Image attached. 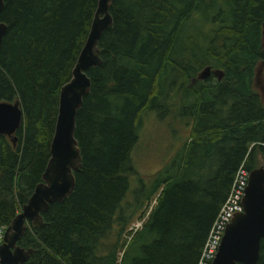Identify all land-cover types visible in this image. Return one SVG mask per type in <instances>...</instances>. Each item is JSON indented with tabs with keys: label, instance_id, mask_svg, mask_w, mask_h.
<instances>
[{
	"label": "trees",
	"instance_id": "16d2710c",
	"mask_svg": "<svg viewBox=\"0 0 264 264\" xmlns=\"http://www.w3.org/2000/svg\"><path fill=\"white\" fill-rule=\"evenodd\" d=\"M96 3L4 0L0 101H19L23 120L14 143L0 133V225L42 181L59 90ZM110 13L112 26L98 41L101 64L86 71L91 86L76 112L81 165L73 191L49 204L40 226L26 223L17 244L33 252L21 264H197L236 169L264 166V87L255 80L259 68L264 79V0H113ZM206 65L220 69V79L192 81ZM173 85L174 107L189 119L187 141L141 181L126 208L140 116L169 111Z\"/></svg>",
	"mask_w": 264,
	"mask_h": 264
},
{
	"label": "water",
	"instance_id": "95a60500",
	"mask_svg": "<svg viewBox=\"0 0 264 264\" xmlns=\"http://www.w3.org/2000/svg\"><path fill=\"white\" fill-rule=\"evenodd\" d=\"M113 0H97L89 30L80 49L71 77L59 90L58 110L50 142V156L38 182L20 211L11 219L4 230L0 243V264L24 263L33 248H23L17 241L23 235L26 223L42 224L41 213L49 204L68 197L75 185L74 173L81 165V154L75 138V117L82 105L83 97L89 92L91 82L87 75L90 67L101 64L98 41L102 33L113 23L110 6ZM4 0H0V11ZM6 24L0 21V46L6 32ZM264 47V25L262 30ZM264 62L262 63V66ZM261 68L255 75L259 80ZM211 74L217 79L222 71L204 66L192 80L205 79ZM23 120L19 101H0V133L12 136ZM264 238V166L249 170L248 182L242 197V210L235 212L227 224L217 252L211 264H257L261 239Z\"/></svg>",
	"mask_w": 264,
	"mask_h": 264
},
{
	"label": "rangeland",
	"instance_id": "374dc122",
	"mask_svg": "<svg viewBox=\"0 0 264 264\" xmlns=\"http://www.w3.org/2000/svg\"><path fill=\"white\" fill-rule=\"evenodd\" d=\"M195 19V25L199 26L204 20L199 17ZM256 85L257 89L262 93L264 79L261 75H259V80ZM179 91L176 85L172 86L171 92L174 98H169V111L164 109L159 113L147 111L140 116V133L130 155L135 174L130 177V187L122 201V205L126 208L130 202L135 201L137 189L141 181L145 182L151 179L154 173L170 161L172 156L181 147L182 143L187 141L185 137L189 134L190 128L189 122H186L189 121V119L187 116L180 114L179 111H176V109H179V106L174 107V105L176 106L177 103L180 102V98L178 97L180 95ZM146 187V190H148L149 185ZM153 204L154 199L147 204L146 202L143 204L141 210L135 213L130 221L132 227H135V223H138L135 228L141 226L144 221V216ZM125 212H128V210H125ZM129 237L130 235H127V238Z\"/></svg>",
	"mask_w": 264,
	"mask_h": 264
},
{
	"label": "built area",
	"instance_id": "2783aa9c",
	"mask_svg": "<svg viewBox=\"0 0 264 264\" xmlns=\"http://www.w3.org/2000/svg\"><path fill=\"white\" fill-rule=\"evenodd\" d=\"M249 171L241 164L235 171L227 197L221 205L206 240L201 249L197 264H211L217 252L224 230L235 212L242 210V197L248 182ZM138 223L134 226L137 227ZM6 225H0V243Z\"/></svg>",
	"mask_w": 264,
	"mask_h": 264
}]
</instances>
